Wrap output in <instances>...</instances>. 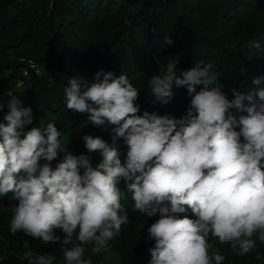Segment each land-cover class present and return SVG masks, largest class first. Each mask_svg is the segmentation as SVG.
<instances>
[{"label": "clouds", "instance_id": "1", "mask_svg": "<svg viewBox=\"0 0 264 264\" xmlns=\"http://www.w3.org/2000/svg\"><path fill=\"white\" fill-rule=\"evenodd\" d=\"M251 48L248 59L264 53L260 41ZM178 63L179 58H167L148 88L151 102L162 105L173 99L174 87L186 89L190 107L180 119L148 111L139 115L140 92L124 74L100 70L92 81L81 75L68 79L67 109L86 113L93 126L111 127V143L99 136L82 138L88 152L100 155L95 167L88 156L67 152L53 169L52 162L66 151L55 122L28 129L32 109L21 106L19 95L9 93L0 102V112L8 109L6 123L0 122V196L12 193L18 201L0 208L11 212V235L22 232L55 245L61 242L56 230H62V246H71L62 247L64 264H93L92 256L107 252L129 223L121 201L131 193L133 211L159 214L147 228L155 241L150 264H223L226 257L211 251L210 238L239 256L258 252L257 240L264 244L262 78H253L256 87L248 93L232 89L229 100L211 62L201 60L187 70H178ZM121 139L127 148L123 163ZM22 258L27 264L56 260L31 250Z\"/></svg>", "mask_w": 264, "mask_h": 264}, {"label": "trees", "instance_id": "2", "mask_svg": "<svg viewBox=\"0 0 264 264\" xmlns=\"http://www.w3.org/2000/svg\"><path fill=\"white\" fill-rule=\"evenodd\" d=\"M261 13L264 0H0V102L7 100L6 91L11 87L3 73L15 79L23 65L20 58L35 59L42 74L34 76L29 92L19 95L21 106L32 109L34 119L28 129L55 122L66 151L52 162L53 169L67 152L88 156L95 167L100 155L88 152L82 138L99 136L111 143V127L93 126L86 113L67 109L64 90L70 77L81 75L90 81L100 70L124 74L140 92L136 101L139 115L148 111L183 118L191 101L186 89L174 87L173 99L167 105L152 103L148 81L162 73L167 58H179L178 70L190 69L201 60L211 62L213 71L220 74L217 83L229 100L234 98L232 89L253 91V78H262L260 86L264 87V53L246 57L254 51V42L264 44V19L258 17ZM171 34H175L171 38L174 43L167 45ZM7 111L5 107L0 112V122L6 123L3 116ZM118 143L123 163L127 148L122 139ZM120 188L126 190L123 180ZM130 195L126 193L121 202ZM11 196H0V208L18 204ZM133 205H125L129 223L122 225L121 235L107 252L92 256L93 264H115L105 261L110 253L117 257V264H150L149 250L155 241L149 238L147 228L159 214L147 217L133 211ZM186 214L195 218L190 211ZM10 218V211L0 213V264H27L22 258L27 250L52 254L56 257L53 264H64L62 247L71 246H62V230H56L61 242L44 245L22 232L11 235ZM141 224L144 226L139 229ZM210 243L211 251L218 250L226 257L223 264H264V244L258 240V252L244 256L234 254L228 244L214 238ZM90 249L88 246L87 254Z\"/></svg>", "mask_w": 264, "mask_h": 264}, {"label": "built area", "instance_id": "3", "mask_svg": "<svg viewBox=\"0 0 264 264\" xmlns=\"http://www.w3.org/2000/svg\"><path fill=\"white\" fill-rule=\"evenodd\" d=\"M20 61L23 63V65L18 76L14 79V88L16 91L10 87L6 91L7 97L9 96V93L15 95H25L33 88L34 76H39L42 74L41 67L35 59L31 57H22L20 58Z\"/></svg>", "mask_w": 264, "mask_h": 264}, {"label": "rangeland", "instance_id": "4", "mask_svg": "<svg viewBox=\"0 0 264 264\" xmlns=\"http://www.w3.org/2000/svg\"><path fill=\"white\" fill-rule=\"evenodd\" d=\"M244 1H249V0H244ZM260 19H264V13H261L259 16H258ZM175 34H171L170 35V38H172L173 36H174ZM263 35H264V31H263ZM133 60H135V59H132V61ZM140 61H137V63H136V65H138V63H139ZM41 71H42V69H41ZM3 77L5 78V79H8V81L10 82V86L13 88V89H15L14 88V77L13 76H11L10 75V73H8V72H5V73H3ZM15 91H16V89H15ZM17 93V92H16ZM124 206L125 205H131L132 203H134V201H133V199H132V194L129 196V198L127 199V201L126 202H121ZM105 261H109V262H112V263H115V264H117L118 263V259H117V257L114 255V254H112V253H110V254H107L106 255V257H105Z\"/></svg>", "mask_w": 264, "mask_h": 264}, {"label": "water", "instance_id": "5", "mask_svg": "<svg viewBox=\"0 0 264 264\" xmlns=\"http://www.w3.org/2000/svg\"><path fill=\"white\" fill-rule=\"evenodd\" d=\"M133 1H142L143 3L146 2V0H133Z\"/></svg>", "mask_w": 264, "mask_h": 264}]
</instances>
